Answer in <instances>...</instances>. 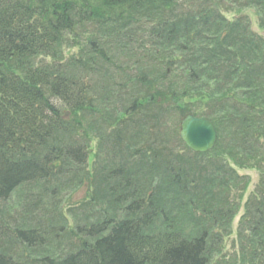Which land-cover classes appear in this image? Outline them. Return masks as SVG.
Instances as JSON below:
<instances>
[{
	"label": "trees",
	"instance_id": "obj_1",
	"mask_svg": "<svg viewBox=\"0 0 264 264\" xmlns=\"http://www.w3.org/2000/svg\"><path fill=\"white\" fill-rule=\"evenodd\" d=\"M249 8L264 30V0H0V264L209 262L245 188L229 159L264 164V39L229 14ZM189 112L207 154L179 140Z\"/></svg>",
	"mask_w": 264,
	"mask_h": 264
},
{
	"label": "water",
	"instance_id": "obj_2",
	"mask_svg": "<svg viewBox=\"0 0 264 264\" xmlns=\"http://www.w3.org/2000/svg\"><path fill=\"white\" fill-rule=\"evenodd\" d=\"M180 139L195 153H206L216 141V132L208 120L187 115L180 124Z\"/></svg>",
	"mask_w": 264,
	"mask_h": 264
},
{
	"label": "rangeland",
	"instance_id": "obj_3",
	"mask_svg": "<svg viewBox=\"0 0 264 264\" xmlns=\"http://www.w3.org/2000/svg\"><path fill=\"white\" fill-rule=\"evenodd\" d=\"M241 13H243V14H246V16L250 19L251 18V25H252V28L254 29L253 31L254 32H256V33H258V30H257V27H256V20H257V18L255 19L254 17H256L255 16V14H254V10H252V9H248V13H249V15L251 16H249V15H247L248 13H247V11H242ZM254 16V17H253ZM260 34V33H259ZM261 37L262 38H264V34H262L261 35ZM90 146H91V148H92V150H94L95 149V143L94 142H91L90 143ZM97 150H96V154H97ZM116 160V159H115ZM97 162V159H95L94 161H93V163H91V164H94L95 165V163ZM103 163H108V164H110L111 163V159H103V161H102ZM113 162H115V161H113ZM86 166H87V164H86ZM112 166H114V164L112 163ZM108 167H109V165H108ZM239 176H242V175H245V176H247L249 179H250V181H251V183H252V189H251V191L253 190V188H254V186H255V184L257 183V180H258V174L256 173V172H249V171H241V172H239V173H237ZM250 191V192H251ZM62 194H61V199H62V201H63V203H66V202H68V201H83V200H85L86 198H87V194H86V188H81L80 190H78V191H68V190H65V191H62L61 192ZM246 196V195H245ZM38 214H40V212L38 213ZM237 222H238V217H237V219H236V222H235V224L233 225V230L235 229V226L237 225ZM235 239V233L228 239V241L226 242V245H227V250H231V242H232V240H234Z\"/></svg>",
	"mask_w": 264,
	"mask_h": 264
},
{
	"label": "bare ground",
	"instance_id": "obj_4",
	"mask_svg": "<svg viewBox=\"0 0 264 264\" xmlns=\"http://www.w3.org/2000/svg\"><path fill=\"white\" fill-rule=\"evenodd\" d=\"M95 233H96V235H97V234H101V235H103V234L106 233V231H103V229L100 228V229L96 230Z\"/></svg>",
	"mask_w": 264,
	"mask_h": 264
}]
</instances>
